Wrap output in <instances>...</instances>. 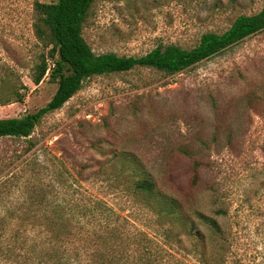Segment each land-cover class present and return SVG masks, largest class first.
Masks as SVG:
<instances>
[{"label":"rangeland","instance_id":"obj_1","mask_svg":"<svg viewBox=\"0 0 264 264\" xmlns=\"http://www.w3.org/2000/svg\"><path fill=\"white\" fill-rule=\"evenodd\" d=\"M33 1L0 0V117L38 110L57 86L49 75L33 82L42 54L51 59L33 32ZM263 4L94 0L82 35L95 53L140 56L171 43L188 48L204 32H221ZM31 138V149L28 139L0 138V212L22 214L26 185L51 170L38 165L31 177L33 152L39 159L61 156L73 170L86 164L105 172L118 150L134 151L194 218V229L185 225L180 240L169 241L168 264H264V29L178 73L136 66L87 78L43 115ZM87 186L134 226L163 230L142 202L105 185ZM197 212L214 218L217 229Z\"/></svg>","mask_w":264,"mask_h":264},{"label":"trees","instance_id":"obj_2","mask_svg":"<svg viewBox=\"0 0 264 264\" xmlns=\"http://www.w3.org/2000/svg\"><path fill=\"white\" fill-rule=\"evenodd\" d=\"M94 0H34L33 32L48 48L34 69L38 84L48 70L56 89L50 100L34 112L0 117V138L28 139L45 113L60 108L82 86L85 79L128 71L136 66L166 74L178 73L207 59L245 37L264 29V4L252 14L237 15L221 32H204L198 43L183 47L171 43L156 46L140 56L114 52L95 53L82 35L85 19ZM50 64L53 65L49 66ZM29 156L31 177L38 165H51L46 176L26 185L27 208L22 214L0 212V264H168L169 241L180 240L185 225L193 228L194 218L183 201L162 187L149 167L134 151L118 150L115 160L102 167L71 169L61 156ZM198 162L192 167L196 177ZM87 169V170H86ZM101 173H108L104 179ZM105 181V182H103ZM105 185L108 191L125 194L142 202L154 222L163 230L149 233L133 225L104 197L87 186ZM204 223L217 229L216 220L197 212Z\"/></svg>","mask_w":264,"mask_h":264},{"label":"built area","instance_id":"obj_3","mask_svg":"<svg viewBox=\"0 0 264 264\" xmlns=\"http://www.w3.org/2000/svg\"><path fill=\"white\" fill-rule=\"evenodd\" d=\"M48 63H49V66H50V65H53V63L50 64V61H48ZM47 74H48V70L46 71V75H47Z\"/></svg>","mask_w":264,"mask_h":264}]
</instances>
